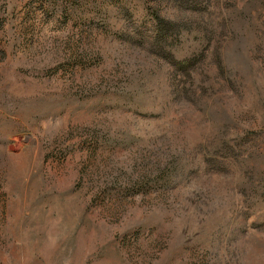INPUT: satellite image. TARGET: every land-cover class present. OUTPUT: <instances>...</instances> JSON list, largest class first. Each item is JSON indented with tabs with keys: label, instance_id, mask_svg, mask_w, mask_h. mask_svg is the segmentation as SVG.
Masks as SVG:
<instances>
[{
	"label": "rangeland",
	"instance_id": "obj_1",
	"mask_svg": "<svg viewBox=\"0 0 264 264\" xmlns=\"http://www.w3.org/2000/svg\"><path fill=\"white\" fill-rule=\"evenodd\" d=\"M199 7L0 0V264H264V0Z\"/></svg>",
	"mask_w": 264,
	"mask_h": 264
},
{
	"label": "trees",
	"instance_id": "obj_2",
	"mask_svg": "<svg viewBox=\"0 0 264 264\" xmlns=\"http://www.w3.org/2000/svg\"><path fill=\"white\" fill-rule=\"evenodd\" d=\"M176 4L180 6L181 9L191 10L196 15H205L206 12L204 9L199 7V0H176ZM157 20V27H156V38L155 42L153 43V46L160 48H164V45H162L161 39L167 38V36L174 32L176 36H180L184 31V27H182L179 23H173V22H167L166 20L160 18L159 16L156 17ZM171 29H173L171 31ZM172 36V35H170ZM160 38V39H159ZM160 41V42H159ZM196 57L192 56L190 58L184 59V60H176L173 56L171 62L172 64L181 72L188 70L189 68L196 67Z\"/></svg>",
	"mask_w": 264,
	"mask_h": 264
}]
</instances>
